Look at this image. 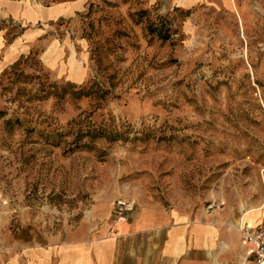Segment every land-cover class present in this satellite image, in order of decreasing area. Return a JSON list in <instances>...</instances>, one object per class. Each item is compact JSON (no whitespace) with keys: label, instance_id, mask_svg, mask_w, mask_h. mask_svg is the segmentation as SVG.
Returning a JSON list of instances; mask_svg holds the SVG:
<instances>
[{"label":"rangeland","instance_id":"1","mask_svg":"<svg viewBox=\"0 0 264 264\" xmlns=\"http://www.w3.org/2000/svg\"><path fill=\"white\" fill-rule=\"evenodd\" d=\"M30 1L73 6L0 66V220L39 239L118 198L264 213V0ZM24 26L5 17L7 46Z\"/></svg>","mask_w":264,"mask_h":264},{"label":"crops","instance_id":"2","mask_svg":"<svg viewBox=\"0 0 264 264\" xmlns=\"http://www.w3.org/2000/svg\"><path fill=\"white\" fill-rule=\"evenodd\" d=\"M165 10L174 6H229L232 0H149ZM73 2L50 5L30 0H0V23L5 17L20 19V31L27 48L7 46L0 34V66L28 51L37 38L45 36L37 23L67 12ZM3 28V27H2ZM44 44V42H42ZM112 206L93 209L92 219L58 234L45 231L23 238L0 220V264H257L247 254L237 228L246 210L227 203L212 208L204 205L165 207L157 202H138L122 218L112 214ZM255 210V209H254ZM257 211V223L264 225V213ZM246 221V220H245Z\"/></svg>","mask_w":264,"mask_h":264},{"label":"built area","instance_id":"3","mask_svg":"<svg viewBox=\"0 0 264 264\" xmlns=\"http://www.w3.org/2000/svg\"><path fill=\"white\" fill-rule=\"evenodd\" d=\"M221 205L215 201H210L206 208ZM134 200L129 198H118L113 203L114 211L118 218H122L126 211L132 210ZM237 228L240 233L242 244L248 245L247 254L251 255L255 263L264 264V225L250 224L245 220L238 223Z\"/></svg>","mask_w":264,"mask_h":264},{"label":"bare ground","instance_id":"4","mask_svg":"<svg viewBox=\"0 0 264 264\" xmlns=\"http://www.w3.org/2000/svg\"><path fill=\"white\" fill-rule=\"evenodd\" d=\"M256 214H257V211H255L254 209H248L246 210L244 220H246L250 224H255L258 222L257 219L254 218Z\"/></svg>","mask_w":264,"mask_h":264}]
</instances>
